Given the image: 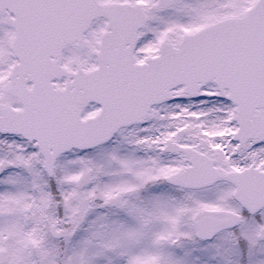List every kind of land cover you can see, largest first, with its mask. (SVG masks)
<instances>
[{
	"label": "snow or ice",
	"instance_id": "6c2138e0",
	"mask_svg": "<svg viewBox=\"0 0 264 264\" xmlns=\"http://www.w3.org/2000/svg\"><path fill=\"white\" fill-rule=\"evenodd\" d=\"M0 264H264V0H0Z\"/></svg>",
	"mask_w": 264,
	"mask_h": 264
}]
</instances>
